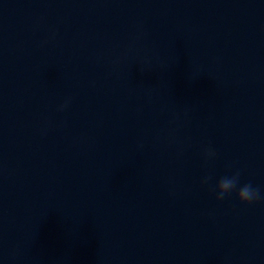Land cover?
Wrapping results in <instances>:
<instances>
[{
  "label": "clouds",
  "instance_id": "9594fccd",
  "mask_svg": "<svg viewBox=\"0 0 264 264\" xmlns=\"http://www.w3.org/2000/svg\"><path fill=\"white\" fill-rule=\"evenodd\" d=\"M61 107H66V104ZM204 152L206 158H212L215 156V152L211 148H206ZM210 179L211 177H205L202 181V185L207 184ZM238 185H240L239 171L233 173L230 176L221 177L214 189L216 193V200L221 201L232 192H235L237 200L241 204L245 205L253 204L257 200L261 199L260 189L254 188L251 183H246L239 187Z\"/></svg>",
  "mask_w": 264,
  "mask_h": 264
}]
</instances>
